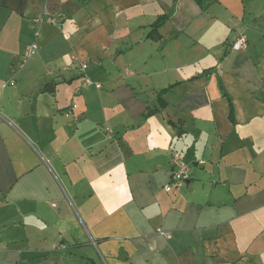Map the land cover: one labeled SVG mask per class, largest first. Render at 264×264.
<instances>
[{
	"label": "crops",
	"instance_id": "crops-1",
	"mask_svg": "<svg viewBox=\"0 0 264 264\" xmlns=\"http://www.w3.org/2000/svg\"><path fill=\"white\" fill-rule=\"evenodd\" d=\"M263 28L264 0H0V264H264Z\"/></svg>",
	"mask_w": 264,
	"mask_h": 264
},
{
	"label": "built area",
	"instance_id": "built-area-1",
	"mask_svg": "<svg viewBox=\"0 0 264 264\" xmlns=\"http://www.w3.org/2000/svg\"><path fill=\"white\" fill-rule=\"evenodd\" d=\"M37 21L38 22L47 21L48 23H50L52 25H56V26L60 25L55 19H52L48 13L44 14ZM246 43H247L246 36L244 34H240L236 37V39L231 44V49L234 51L244 50L246 48ZM37 49H38V46L36 44L30 45L27 48V50L23 56L22 64H24L26 59H28L30 56L35 54ZM79 64H80L79 65L80 70L82 72H84L87 68V64L86 63H79ZM92 85L96 89L101 88V85L94 84L91 81H89L85 76H83V80L81 82V85L75 90V92L78 93V92H80V90L86 89ZM170 162L172 165V171H171V175H170L171 184H167L164 187V190L166 192L171 191L172 187H178V188L182 187L184 185L188 175H189V167L183 163L181 156L178 152L172 153Z\"/></svg>",
	"mask_w": 264,
	"mask_h": 264
},
{
	"label": "rangeland",
	"instance_id": "rangeland-1",
	"mask_svg": "<svg viewBox=\"0 0 264 264\" xmlns=\"http://www.w3.org/2000/svg\"><path fill=\"white\" fill-rule=\"evenodd\" d=\"M88 3L90 2V1H87ZM87 8H88V6H87ZM87 28H90V26L88 25V26H86ZM264 29V28H263ZM264 31V30H263ZM38 46V45H37ZM38 51V50H37ZM37 51H36V53H37ZM35 53V54H36ZM35 54H33L32 56H30L28 59H26V61L24 62V64L26 65L33 57H35L34 55ZM22 61H23V59H22ZM75 64V63H74ZM79 65L76 63L75 64V66L74 67H72V69H73V71L74 72H77L78 70H79ZM78 69V70H77ZM47 71H49V70H52V72H55V70H53V69H46ZM77 80V79H76ZM180 154V153H179ZM180 156H181V154H180ZM182 159V158H181ZM190 166V168H192L193 166H191V164L189 165Z\"/></svg>",
	"mask_w": 264,
	"mask_h": 264
},
{
	"label": "trees",
	"instance_id": "trees-1",
	"mask_svg": "<svg viewBox=\"0 0 264 264\" xmlns=\"http://www.w3.org/2000/svg\"><path fill=\"white\" fill-rule=\"evenodd\" d=\"M194 1H196V2H197L198 4H200V5H204L206 0H194ZM166 90H167V89H166ZM163 92H165V89L162 90V91L160 92V94L163 93Z\"/></svg>",
	"mask_w": 264,
	"mask_h": 264
}]
</instances>
